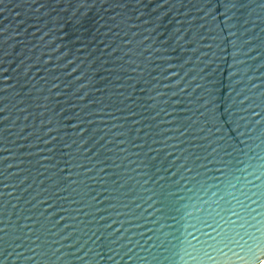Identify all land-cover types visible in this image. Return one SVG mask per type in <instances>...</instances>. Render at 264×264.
I'll return each mask as SVG.
<instances>
[{"label":"water","instance_id":"95a60500","mask_svg":"<svg viewBox=\"0 0 264 264\" xmlns=\"http://www.w3.org/2000/svg\"><path fill=\"white\" fill-rule=\"evenodd\" d=\"M264 0H0V264H258Z\"/></svg>","mask_w":264,"mask_h":264},{"label":"snow or ice","instance_id":"6c2138e0","mask_svg":"<svg viewBox=\"0 0 264 264\" xmlns=\"http://www.w3.org/2000/svg\"><path fill=\"white\" fill-rule=\"evenodd\" d=\"M261 255L259 251H256L252 254V259L258 261V264H264V258H261Z\"/></svg>","mask_w":264,"mask_h":264}]
</instances>
